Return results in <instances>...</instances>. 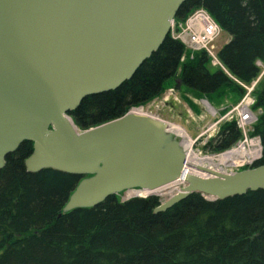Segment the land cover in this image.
I'll return each mask as SVG.
<instances>
[{"label": "water", "instance_id": "water-1", "mask_svg": "<svg viewBox=\"0 0 264 264\" xmlns=\"http://www.w3.org/2000/svg\"><path fill=\"white\" fill-rule=\"evenodd\" d=\"M185 0H0V171L24 142L29 173L53 169L82 177L62 213L94 208L131 190L153 192L186 167L181 193L209 201L264 191V165L221 174L187 162L167 124L127 112L81 130L71 112L90 96L117 90L170 36Z\"/></svg>", "mask_w": 264, "mask_h": 264}, {"label": "trees", "instance_id": "trees-1", "mask_svg": "<svg viewBox=\"0 0 264 264\" xmlns=\"http://www.w3.org/2000/svg\"><path fill=\"white\" fill-rule=\"evenodd\" d=\"M205 8L230 35L212 70L198 53L181 64L184 47L168 37L160 49L117 90L85 98L71 112L81 130L124 116L130 108L160 96L167 81L211 97L231 89L238 97L264 64V0H185L177 14L184 22ZM236 79V80H235ZM254 96L262 110L253 136L264 147V77ZM241 138L236 121L226 122L207 148L224 152ZM33 144L24 142L0 171V264H264V191L209 201L192 194L155 214L158 197L122 202L111 196L94 208L62 213L82 179L53 169L29 173L25 160ZM264 165L263 158L254 168Z\"/></svg>", "mask_w": 264, "mask_h": 264}, {"label": "rangeland", "instance_id": "rangeland-1", "mask_svg": "<svg viewBox=\"0 0 264 264\" xmlns=\"http://www.w3.org/2000/svg\"><path fill=\"white\" fill-rule=\"evenodd\" d=\"M230 35L222 30L219 38H217L211 46L214 53L218 54L219 50L229 41ZM184 55L181 58V64L186 63L188 58H193L194 55L201 53V51H193L190 48L184 47ZM210 69L217 68L213 65V58H210ZM263 66V65H262ZM264 70V69H263ZM262 80V79H261ZM245 96V94H244ZM238 97L235 93L231 92V89H225L215 95L211 100L205 96H201L194 91L182 86L179 79L174 78L167 81L164 85L163 93L153 99L152 101L145 103L144 105L137 106L143 107L145 113L152 114L163 120H167L172 124H176L183 128L189 137L194 141L193 151L200 157L214 156L216 152L210 151L204 144L211 136L217 137L221 127L226 123L234 119L233 114L229 115L225 119L230 110H232L244 97ZM165 99V100H164ZM208 101L209 104L215 109L214 115L205 104ZM132 107L129 111L135 109ZM216 125L215 131L206 133L210 126ZM203 135H201V134ZM201 135V136H200ZM214 138V137H213ZM205 145V146H204ZM226 173H236L239 170L230 171L226 169ZM242 171V170H241ZM122 201L126 199V193L117 195ZM157 197V196H153ZM160 198V197H159Z\"/></svg>", "mask_w": 264, "mask_h": 264}, {"label": "built area", "instance_id": "built-area-1", "mask_svg": "<svg viewBox=\"0 0 264 264\" xmlns=\"http://www.w3.org/2000/svg\"><path fill=\"white\" fill-rule=\"evenodd\" d=\"M220 35L221 28L212 16L203 8L195 10L184 24H174L172 27L173 39L180 41L185 47L190 48L193 51H206L207 54L213 58V63L219 65L220 62L218 61L216 54L212 51L211 46H213V42ZM257 65L261 66V63L257 62ZM263 75L264 70L250 85H245L239 82L241 86L246 89V95L243 100L224 117L226 118L231 114L234 115L243 138L232 150L216 156V158H220L230 155L235 150H242L241 153L235 156L233 165L224 167L223 172H227L225 171L226 169H230L232 172L246 166H251L263 157L261 139L259 137L250 136L251 128L257 121V116L252 111V107L255 104V99L252 94ZM168 125L171 126L173 124L168 123ZM168 130L170 131L169 127ZM174 134L176 135V133ZM182 187H184V185L174 188L172 193L180 191Z\"/></svg>", "mask_w": 264, "mask_h": 264}, {"label": "bare ground", "instance_id": "bare-ground-1", "mask_svg": "<svg viewBox=\"0 0 264 264\" xmlns=\"http://www.w3.org/2000/svg\"><path fill=\"white\" fill-rule=\"evenodd\" d=\"M206 105H208L205 102ZM210 110L211 108L208 107ZM133 113L140 114L142 115V111L140 109H135L132 111ZM169 129L171 132L176 133V135H179L183 138L184 140V147L187 151V162L191 163L194 166H203L208 169L214 170L218 173H224L223 168L224 167H229L233 165L234 163V158L237 154L241 153L242 150H235L233 151L230 155H226L220 158H213V157H200L198 154H196L193 151V144L194 142L188 137L186 131L181 128L180 126L177 125H171L169 126ZM189 175H196L199 177H205L206 174L198 172L195 168L192 167H186L183 176L178 178L176 181L172 182L171 184L164 186L158 190H155L153 192H148V191H130L126 194V198L138 196V197H145L148 195H156L160 196L162 198L168 199V197L172 194V190L180 185H186V178Z\"/></svg>", "mask_w": 264, "mask_h": 264}]
</instances>
